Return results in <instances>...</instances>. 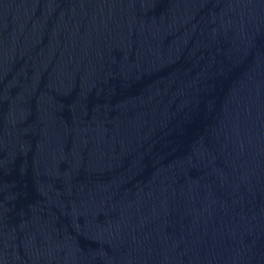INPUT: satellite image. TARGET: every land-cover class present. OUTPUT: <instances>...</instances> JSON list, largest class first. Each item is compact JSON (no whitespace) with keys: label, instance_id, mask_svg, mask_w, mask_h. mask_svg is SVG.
Returning a JSON list of instances; mask_svg holds the SVG:
<instances>
[{"label":"water","instance_id":"1","mask_svg":"<svg viewBox=\"0 0 264 264\" xmlns=\"http://www.w3.org/2000/svg\"><path fill=\"white\" fill-rule=\"evenodd\" d=\"M0 264H264V0H0Z\"/></svg>","mask_w":264,"mask_h":264}]
</instances>
